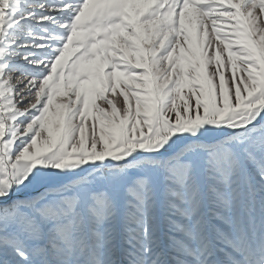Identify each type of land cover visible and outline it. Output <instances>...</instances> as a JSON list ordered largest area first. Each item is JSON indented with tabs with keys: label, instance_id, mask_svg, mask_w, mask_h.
I'll return each instance as SVG.
<instances>
[{
	"label": "snow or ice",
	"instance_id": "1",
	"mask_svg": "<svg viewBox=\"0 0 264 264\" xmlns=\"http://www.w3.org/2000/svg\"><path fill=\"white\" fill-rule=\"evenodd\" d=\"M0 264H264V0H0Z\"/></svg>",
	"mask_w": 264,
	"mask_h": 264
}]
</instances>
